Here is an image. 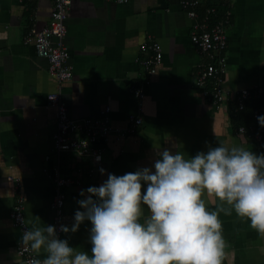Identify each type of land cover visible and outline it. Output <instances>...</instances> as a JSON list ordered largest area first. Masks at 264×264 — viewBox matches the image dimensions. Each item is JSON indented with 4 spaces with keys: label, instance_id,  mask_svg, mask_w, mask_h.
I'll return each mask as SVG.
<instances>
[{
    "label": "crops",
    "instance_id": "0c3cea01",
    "mask_svg": "<svg viewBox=\"0 0 264 264\" xmlns=\"http://www.w3.org/2000/svg\"><path fill=\"white\" fill-rule=\"evenodd\" d=\"M197 10L210 4L201 0ZM53 0H0V264H21L16 255L18 231L9 218L14 190L8 176L19 178L25 220L29 227L52 224L54 195L52 135L54 110L46 96L57 85L47 74V62L24 43L28 29L43 28ZM200 17V16H199ZM201 18V17H200ZM191 24L178 0H72L66 22L65 45L72 79L61 87L62 100L72 119L99 117L110 107L114 126L124 127L136 113L132 89L142 87V124L132 137L99 142L102 163L92 178L66 192L63 224L73 223L80 191L98 186L107 173L117 175L151 167L157 150L168 148L195 155L219 142L238 144L260 153L254 143L238 136L231 103L214 108L194 87L198 65L205 61L190 42ZM226 87L231 90L264 86V0H236L227 26ZM155 39L162 60L148 80L140 45ZM51 157L49 163L44 156ZM48 167L49 174L42 168ZM101 169L105 172L102 174ZM67 174V170L63 169ZM215 207L211 195L205 197ZM226 241L222 264H264V235L246 219L219 214ZM90 222L62 239L90 252ZM41 254L37 258H42Z\"/></svg>",
    "mask_w": 264,
    "mask_h": 264
},
{
    "label": "clouds",
    "instance_id": "9594fccd",
    "mask_svg": "<svg viewBox=\"0 0 264 264\" xmlns=\"http://www.w3.org/2000/svg\"><path fill=\"white\" fill-rule=\"evenodd\" d=\"M257 121L264 127V115ZM80 197L73 223L59 231L90 222V252L60 238L55 225L33 226L21 236L36 254L26 264H222L220 213L234 211L264 235V153L223 142L195 155L163 148L151 167L109 172Z\"/></svg>",
    "mask_w": 264,
    "mask_h": 264
},
{
    "label": "built area",
    "instance_id": "2783aa9c",
    "mask_svg": "<svg viewBox=\"0 0 264 264\" xmlns=\"http://www.w3.org/2000/svg\"><path fill=\"white\" fill-rule=\"evenodd\" d=\"M72 0H53L50 17L46 25L41 29L31 26L24 38L25 44H30L37 56L47 62V74L57 85V89L47 94V106L54 110L56 129L52 135L53 165L51 181L54 187V195L50 202L53 225L57 227L58 235L62 232L59 227L63 224L66 190L70 187H79L82 178H92L102 163L103 149L99 142L106 143L111 138L115 142L132 137L142 124V100L144 92L142 87L132 89L135 99L138 101L136 113H130L124 127L114 126L109 114V106H104L99 117L72 119L69 117L62 100L61 87L69 82L73 76V67L69 63V51L65 45L66 22ZM119 4H125L128 0H115ZM202 14L197 13L201 0H178L186 17L192 21L189 34L190 42L198 54L205 61L198 65L194 87L201 96L214 108L231 103L234 113L243 111L249 101H254L257 106L253 109L251 121L247 125L237 127V135L254 143L259 149H264V127L258 121V115H264V86L242 88L239 90L228 89L226 85L227 74V26L230 22L231 11L236 0H209ZM222 10L223 16L217 18L218 11ZM201 18H200V17ZM141 57L138 63L143 67L148 78L153 76L162 60V48L157 40L144 41L139 47ZM51 157L44 156V162L49 163ZM67 170V174L63 172ZM44 174L49 170L45 165L42 168ZM14 190V202L9 218L13 227L18 231L19 239L16 243V255L21 264L36 255L30 248L21 242L22 233L30 228L25 220L23 197L18 189L19 178L8 176Z\"/></svg>",
    "mask_w": 264,
    "mask_h": 264
},
{
    "label": "trees",
    "instance_id": "16d2710c",
    "mask_svg": "<svg viewBox=\"0 0 264 264\" xmlns=\"http://www.w3.org/2000/svg\"><path fill=\"white\" fill-rule=\"evenodd\" d=\"M203 9H202V11H203ZM222 16H223V12H222V10H219L218 14H217V18H212V19L217 20L218 18H221ZM256 106H257L256 102L249 101L246 103L243 111L236 112L233 114L234 115V121L237 123V127L240 125H247L248 123H250L252 111ZM260 153H264V149H261Z\"/></svg>",
    "mask_w": 264,
    "mask_h": 264
}]
</instances>
